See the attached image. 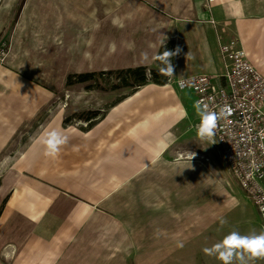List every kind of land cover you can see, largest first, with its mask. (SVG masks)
<instances>
[{
  "label": "rangeland",
  "instance_id": "374dc122",
  "mask_svg": "<svg viewBox=\"0 0 264 264\" xmlns=\"http://www.w3.org/2000/svg\"><path fill=\"white\" fill-rule=\"evenodd\" d=\"M96 1L27 0L20 18L7 17L6 12L11 9L8 7L0 19V39L7 48L5 65L0 68V110L5 107L16 110L14 120L11 113L9 117L0 115L1 121H11L15 130L0 155V184L9 171L22 172L21 180L14 182L18 192L13 193L3 219H23L25 211V214H34L31 234H43L49 237L47 242L63 241L69 247L67 250L73 246L79 251H111L116 255L112 264H141L152 262L150 247L157 239L158 222L169 216L175 234L185 236L186 242L178 243L177 237V245L182 246L162 264H222L216 254H205L203 249L211 248L232 231L241 235L260 234L264 232L263 221L254 202L230 173L218 146L212 140L198 137L192 128L195 125L191 123L192 118L166 131L167 124L160 122L159 128L164 129L162 137L169 144L164 157L174 163L180 157L188 158L189 153H196L203 157L209 174L223 187L217 186L213 179L198 180L195 175L186 174L188 167L183 163L161 162L158 166L133 169L136 163L127 156L128 145H135L141 132L132 134V129L144 117L142 112L146 115L161 109L159 97L162 95L158 91L136 102L122 121L113 126L109 136L102 131L87 136L82 129L87 122L80 118L88 111H104L128 92L126 89L109 91L111 85L106 80L68 84V77L79 73L86 42L98 23L95 11L99 2ZM20 5L21 0H16L11 12L16 14ZM107 27L103 23L104 32L108 31ZM158 86L154 89L159 90ZM176 89L179 97L193 106L194 115H199L194 91ZM164 99L175 106L179 102L174 93ZM60 127L69 132V139L61 146L59 155L52 158L45 154L46 145L41 140L47 132ZM114 141H120V147L111 148ZM23 152L27 156L24 161L20 158ZM112 175L122 180V191L105 194ZM233 196L239 200L238 207L231 199ZM90 198L102 205L122 204L127 210L112 211L117 216L114 215L110 227L107 221L103 224L98 218L93 219L95 211L85 205ZM41 211L46 212L47 218L42 231L34 229ZM56 228L59 230L55 234ZM13 229L10 228L12 234ZM16 234L15 230L13 235ZM12 243L1 245V255ZM50 246L46 242L33 243V249L38 250L51 249ZM233 264L240 262L233 261ZM244 264H264V257L252 258L245 254Z\"/></svg>",
  "mask_w": 264,
  "mask_h": 264
},
{
  "label": "crops",
  "instance_id": "0c3cea01",
  "mask_svg": "<svg viewBox=\"0 0 264 264\" xmlns=\"http://www.w3.org/2000/svg\"><path fill=\"white\" fill-rule=\"evenodd\" d=\"M15 2L16 0H0V13H3L0 15V19L3 18L6 13H8L7 17H14L15 15V19L20 18L22 9L27 0H21L20 8L16 14L11 12ZM97 2H99V6L96 8L95 18L98 22L103 20V23L107 24L108 31L105 32L118 34L120 40L123 39L121 36H125V39L132 40L134 44L132 50L125 48L124 43L121 44L120 48L123 54L121 62L123 63L115 65L117 62L113 61V67L129 68L149 66L158 69L159 66L156 63L155 57L151 64L146 65L140 64L139 59L142 48L148 44L151 45V42L158 41L159 36H161L163 43L166 41L175 42L174 50L178 46L182 49V52L174 57L175 74L171 76L174 81L199 74L209 75L219 81L220 79H218V77L223 73L221 45L228 44L231 41L240 42V46L242 45L246 52H248L250 58L254 62H259L260 70L264 75V0H97L96 3ZM131 4L136 6L135 10L130 11ZM8 7H11V9L6 12L5 9ZM3 8L4 12L2 10ZM116 11H119L118 20L112 22L111 16ZM96 24L97 22L95 23V26ZM117 24L120 25L119 28H117ZM170 85L172 86V91L166 95L160 90V86H158L159 90L154 89V87H156L154 84L142 87H147L149 91L136 100L132 106L144 96L154 93L155 91H158L160 95H162L159 97L160 100L161 98L164 99L165 96L171 97L174 93L179 98L176 107L183 109L186 116H181L177 121L175 120L172 126L167 130L172 129L191 118V123L194 124L200 115H194L193 106L189 105L184 99L179 97L175 84ZM142 88L115 107L137 94ZM168 102L169 105H174L170 104V101ZM132 106L121 115L119 122L122 121V117L127 114ZM115 107L108 111L106 117L101 122L107 118L108 114L111 113V110ZM166 107V105H161V109H165ZM1 111L2 110H0V115L2 114L3 117L5 115H8L9 117L11 113L13 117L12 119L14 120L16 113L15 109L10 110V107H5L3 109L4 112ZM157 111L152 110L146 115H143L142 112V116L144 117H141L138 120L133 129L138 126L139 121L150 116L152 119V127H155V131H159L160 121L152 118L154 112ZM8 117H6L7 120L9 119ZM116 123L114 125H116ZM192 124L191 127L193 126ZM138 130L140 131V129ZM14 133L15 130L12 122H2L0 118V155L3 154L9 145ZM147 139L149 138L142 137V134H138L136 138L137 141L141 142L143 140L146 141ZM24 154L26 153L23 152L20 155L21 159ZM10 172L15 176V181L18 179L21 180L22 172L20 170H11L9 173ZM9 173H6L3 177L0 184V190L4 187L5 177ZM14 182L9 186V189L0 202L1 207L3 201L8 197L6 206L0 217V248L2 244L14 242L9 247V250L2 255L0 253V264H112L111 260L113 257H116V255L112 254L111 251H79L78 249H73V246L71 250H67L69 247L63 245V241L58 242L51 239L50 242H47L49 237L47 239L43 234H31L33 231L32 218H34V214H25V211H23V219L16 218L11 221L3 219L4 215L8 212L13 193L18 192L17 187L14 186ZM115 191H122V186ZM104 193L107 194L105 191ZM86 201L85 205L89 207L88 209L90 211H95L93 219L98 218L100 221H103V224L108 222L110 227V222L114 219V215L117 216V213L115 212L116 214H114L112 211L127 210L122 204L104 203L102 205L97 202H90L87 199ZM114 205H116L117 208H115ZM19 210L21 209L19 208ZM107 212L112 213L108 214ZM45 215L46 212L41 211L40 218L35 219L37 225L35 224L34 229H41L40 231H42V228L47 223ZM170 218L171 217L168 216V219H164L162 223L158 222L157 232L155 233L157 234V239H155L154 245L150 247L153 260L152 262L147 261L142 264H162L163 262H168L178 251L177 247L182 245H177L176 239L178 236L175 234L174 226H171ZM11 227H14L13 234H15V230L17 231L16 235L11 233ZM57 228L55 229V234L59 230ZM43 237H45L46 241L43 240ZM50 237H52V235ZM74 239L75 236H73L72 243L74 242ZM178 239V243L186 242L185 236H180ZM180 239L183 240L181 241ZM42 242L50 243L51 249H33V243L41 244ZM19 244H21V246ZM53 246L55 248L54 250H52ZM11 248L17 250L14 252ZM146 258L151 259L150 256H146Z\"/></svg>",
  "mask_w": 264,
  "mask_h": 264
},
{
  "label": "built area",
  "instance_id": "2783aa9c",
  "mask_svg": "<svg viewBox=\"0 0 264 264\" xmlns=\"http://www.w3.org/2000/svg\"><path fill=\"white\" fill-rule=\"evenodd\" d=\"M223 73L219 81L199 74L170 84L191 89L201 106L219 112L231 109V114L218 121L212 141L230 173L246 196L256 205L264 228V75L258 61H253L240 42L221 45ZM7 48L0 39V68L5 65ZM201 117L192 127L197 131Z\"/></svg>",
  "mask_w": 264,
  "mask_h": 264
},
{
  "label": "bare ground",
  "instance_id": "6f19581e",
  "mask_svg": "<svg viewBox=\"0 0 264 264\" xmlns=\"http://www.w3.org/2000/svg\"><path fill=\"white\" fill-rule=\"evenodd\" d=\"M135 9H136V6L134 4H131L130 11L135 10ZM118 17H119V11H116L111 16L112 22L118 20ZM103 22L104 21L98 22L97 25L94 26L95 28L90 36V39H88V41L86 42L85 53L83 55L81 64L79 65V68H78L79 73L117 69L118 67H113L112 62L116 61L117 63L115 65L123 63L121 62V59L123 58L122 57L123 54L120 48L121 44L124 43L125 48H129L130 50L133 49L134 44L132 40L125 39V36H121L123 37V39L120 40V37L118 36V34L104 32ZM119 26L120 25L117 24V28H119ZM161 42H162V38L161 36H159L158 41L151 42V45L148 44L147 46H144L141 50V56L139 59V63L145 64V65L151 64L153 61V58L155 57V55H157V52L161 44L163 43ZM113 43H115L116 45V50L114 52L110 50V46ZM145 54H146V58H145ZM160 90L163 92L164 95H166L172 91V86L170 84H166V85L160 86ZM148 91L149 89L147 87L142 88L137 94H135L134 96H132L131 98H129L128 100L120 104L119 106L115 107L113 110H111L112 112L108 114L107 118L103 122H101L98 126L93 128L90 132L85 133V135L91 136L93 134L98 133L99 131H102V133L109 136V133L111 132L114 124L120 121L121 115L127 109H129L136 100H138ZM159 103L160 105L162 106L166 105L167 107L165 109L162 108L158 110L157 112H154V115L152 116V118L154 120L163 122L165 125L167 124L165 126L166 130L172 126L175 120L177 121L178 118H180L181 116H186L183 109H179V107H176L175 105H169V102L166 99H161ZM145 121L148 122L147 125H145ZM72 128H73L72 130L77 131L75 127H72ZM60 129L67 132V130H65L62 127H60ZM138 129H140L141 131L140 135L142 134V137H146L149 139H147L146 141L143 140L142 142L144 143H142L141 141H135L136 144L135 145L132 144L131 147L130 145H128V147L130 148V151H128L129 154H127V156H130L136 163L135 167L133 168L134 170H137L143 167L144 165H148L149 167L158 166V163H161V162L166 165H175V164L183 163L184 166L188 167L186 170L187 171L186 174L190 176L195 175L196 177H198V180H203L207 178L208 179L210 178V180L213 179L215 183L217 184V186L223 187V184L217 178L209 174V170L207 166L202 161L203 157H198L196 153L192 161L185 157L177 159L175 161L176 163L175 162L172 163L166 160L164 156L169 150L168 143H167L168 147L162 152L159 159H157L155 163H151L149 161L150 153L152 149L154 148L155 143L159 139H164L162 137V134L164 132L163 127L162 129L160 127L159 131H155V127H152V119L150 116H148L142 119L141 121H139L138 126H136L135 129H132V131L134 130L132 134L139 133ZM120 145H121L120 141H114L111 144V148H116L118 146L120 147ZM26 159H27V156L26 154H24L23 160H26ZM184 159H186L187 161H182ZM120 168L125 169L123 166H120ZM133 169H129V170H133ZM17 177H18V174H17ZM113 177H115L116 180L112 183L108 182V189H104V191L107 192V194L109 193V191H115L119 187L122 186V180L120 179V177L112 175L109 178V181ZM14 179H15V176L13 175L12 172H10L5 177L4 187L0 190V202L2 198L4 197L5 193L7 192V190L9 189V186L15 181ZM227 183L231 184L230 181H227ZM231 199L234 201L235 207L236 206L238 207L240 205L239 200L235 196L231 197ZM87 200L93 203L96 202V200L93 198H90Z\"/></svg>",
  "mask_w": 264,
  "mask_h": 264
},
{
  "label": "clouds",
  "instance_id": "9594fccd",
  "mask_svg": "<svg viewBox=\"0 0 264 264\" xmlns=\"http://www.w3.org/2000/svg\"><path fill=\"white\" fill-rule=\"evenodd\" d=\"M110 50L113 52L116 50L115 43L110 46ZM181 52L182 49L178 46L175 50H165L155 56V59L162 65L159 69L161 75L171 77L175 74L173 57H176ZM195 108L201 117L200 124L197 126V135L200 139H208L211 141L216 134L218 121L230 115L231 109H221L219 112L211 111L207 104H204L202 107L199 101L196 102ZM147 123L145 121V125ZM68 139L69 132L61 129H54L47 132L46 136L41 140V143L46 145L45 154L49 157L56 158L61 151V146L65 145ZM167 147L166 138L159 139L150 153L149 161L155 163ZM194 156L195 153L191 152L188 155V159L192 161ZM115 180L116 178L113 177L109 182L112 183ZM203 251L208 255L216 254L217 258L222 261V264H233V261H239L240 264H244L245 254H248L252 258L264 257V232L260 234L241 235L238 231H232L222 241L214 244L211 248H204Z\"/></svg>",
  "mask_w": 264,
  "mask_h": 264
},
{
  "label": "trees",
  "instance_id": "16d2710c",
  "mask_svg": "<svg viewBox=\"0 0 264 264\" xmlns=\"http://www.w3.org/2000/svg\"><path fill=\"white\" fill-rule=\"evenodd\" d=\"M175 42L168 41L166 44H162L158 53H162L165 50H174ZM157 53V54H158ZM156 63L159 65L158 69L151 68L149 66H137V67H129V68H118V69H110V70H103V71H95V72H83V73H76L71 74L68 77V84L72 85L76 82L79 83H99L100 80H106L108 84L111 85L109 91H118L122 89L128 90L122 97L117 99L112 104L108 105V107L103 110H93L88 111L86 116H82L80 119L87 122V126L82 128L85 132L90 131L93 129L97 124H99L107 115L108 111L121 103L130 95L136 93L140 88L149 85V84H156V85H166L169 83V78L167 76H163L159 73L160 67H162L161 63L156 60ZM173 64H174V57H173ZM68 120H64V125ZM8 197L3 201L0 207V217L6 206Z\"/></svg>",
  "mask_w": 264,
  "mask_h": 264
}]
</instances>
